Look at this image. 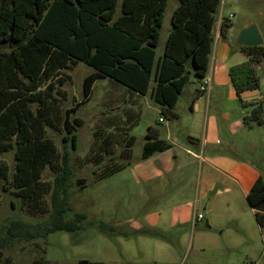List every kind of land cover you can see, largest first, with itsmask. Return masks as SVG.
Listing matches in <instances>:
<instances>
[{"label":"rangeland","instance_id":"rangeland-1","mask_svg":"<svg viewBox=\"0 0 264 264\" xmlns=\"http://www.w3.org/2000/svg\"><path fill=\"white\" fill-rule=\"evenodd\" d=\"M178 5V0H168L157 57L164 52L171 19ZM230 15L235 23L231 39L234 47L245 25L258 28L264 47V0L221 1L218 18L228 19ZM93 72V68L84 63L66 71L70 79L63 87L66 96L59 97L60 120L47 126V136L54 141L61 157L66 156L72 172L68 183L70 206L75 212L87 214L89 221H105L123 235L107 236L93 226L74 235L57 232L31 240L21 236L13 224L37 225L49 219L52 191L44 196L38 207L23 201L13 185L16 160L15 150H11L1 155L8 166L6 178L0 176V253L3 261L9 260L10 264H36L41 259L53 264H80L81 261L264 264V229L257 224L247 199L240 194L217 196L213 192L197 203L199 161L175 147L166 153L178 159L168 163L162 156L142 157L150 127L158 129L161 139L168 142L171 140L167 133L170 122H186L190 116L188 91L178 105L180 120H168L151 98V91L145 96H133L127 88L107 78L99 79L93 86L90 100L71 115L73 124L76 120L79 122L75 147L70 141L64 142L67 135L63 126L65 113L83 100L84 79ZM256 73L264 79V65L257 68ZM197 84L192 71L186 90ZM153 86L152 81L151 88ZM33 109L36 111L37 104ZM251 111L232 112L226 121L219 118L217 121L257 122L253 118L254 110ZM260 113L264 119V106ZM111 132L120 138L113 144L103 142ZM132 136L134 141L127 155L126 140ZM185 164L190 165L183 170ZM159 169L163 170L157 177L154 172ZM56 177L57 173L47 168L42 180L53 185ZM186 214L190 218L185 222L182 217ZM198 215L204 218L193 219ZM144 231L154 235H145Z\"/></svg>","mask_w":264,"mask_h":264},{"label":"trees","instance_id":"trees-1","mask_svg":"<svg viewBox=\"0 0 264 264\" xmlns=\"http://www.w3.org/2000/svg\"><path fill=\"white\" fill-rule=\"evenodd\" d=\"M178 1L164 52L157 57L168 0H122L120 14L119 0H0V176L6 178L8 172L1 155L15 150L13 185L17 195L38 207L52 191V212L46 222L13 224L24 238H46L57 232L74 235L93 226L107 236L123 235L105 221H89L87 214L75 212L70 206L68 183L72 172L66 156L61 157L47 136V126L60 120L59 97L66 96L63 87L70 79L66 71L79 63L94 72L84 79L83 100L65 113L64 142L70 141L75 147L79 122L73 124L71 115L90 100L95 82L102 78L135 95L145 96L151 91L161 114L177 120L176 105L190 82L191 72L199 84L207 77L221 3ZM230 26L224 20L221 33L225 35ZM241 50L248 61L230 69L237 95L260 89L255 67L264 64L263 46ZM260 112L261 107L256 108L253 118L262 124ZM116 138L120 136L111 132L103 142L113 144ZM133 141V136L126 140L127 155ZM170 148L159 138V130L150 127L142 157L149 159ZM47 168L57 173L53 185L42 180ZM247 201L257 224L264 229V177L255 181ZM143 234L154 235L151 231ZM0 264H10L9 260L3 261L1 253ZM36 264L53 263L41 259Z\"/></svg>","mask_w":264,"mask_h":264},{"label":"crops","instance_id":"crops-1","mask_svg":"<svg viewBox=\"0 0 264 264\" xmlns=\"http://www.w3.org/2000/svg\"><path fill=\"white\" fill-rule=\"evenodd\" d=\"M221 1L224 2V0ZM230 17L233 16L230 15ZM224 20L226 21L227 18L220 19L217 16L213 30L214 42L206 77L209 81L208 89L200 94L198 82L197 86L193 85L191 90H186L187 86L185 87L180 98L185 91H188L190 116L186 122L183 120L170 122L167 133L171 140L168 142L164 140L171 145V148L166 151L175 147L197 162L199 161V180L195 197L197 203L205 200L213 192L217 196L240 194L247 199L255 181L260 176L264 177V122L259 124L258 122L217 121V118L226 121L232 112L253 111L258 107L263 109L264 106V79L261 77L259 90L245 91L237 95L233 87L230 69L246 63L248 57L242 52V46L238 42L237 47H234L231 42L235 28L232 18L229 23L226 21L231 28L225 35L221 33ZM249 26L251 25L243 26L242 30ZM262 65H264L263 62H260L255 69ZM179 102L180 99L176 105L178 115ZM179 120L180 115L177 121ZM159 138L161 139L160 134ZM166 151L154 153L150 158L162 156V160L167 163L172 159H178L177 156L170 157ZM189 165L185 164L182 169ZM162 170H157L154 175L160 176ZM189 218L188 214L182 217L185 222L189 221Z\"/></svg>","mask_w":264,"mask_h":264},{"label":"water","instance_id":"water-1","mask_svg":"<svg viewBox=\"0 0 264 264\" xmlns=\"http://www.w3.org/2000/svg\"><path fill=\"white\" fill-rule=\"evenodd\" d=\"M238 44L249 48L263 46V39L258 28L255 25H251L243 30L238 38Z\"/></svg>","mask_w":264,"mask_h":264},{"label":"built area","instance_id":"built-area-1","mask_svg":"<svg viewBox=\"0 0 264 264\" xmlns=\"http://www.w3.org/2000/svg\"><path fill=\"white\" fill-rule=\"evenodd\" d=\"M231 18L232 17H230L229 19H227L226 21L229 23L230 22V20H231ZM208 85H209V81L207 80V78H205L204 80H203V82L200 84V87H199V90H200V92H202V93H205L206 91H207V89H208ZM194 219L196 220H202L203 219V216L202 215H198V216H196V217H194Z\"/></svg>","mask_w":264,"mask_h":264}]
</instances>
